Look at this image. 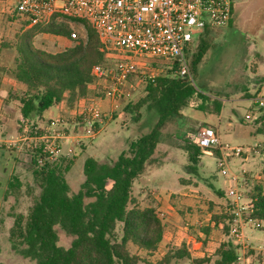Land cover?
I'll return each instance as SVG.
<instances>
[{"label": "rangeland", "instance_id": "rangeland-1", "mask_svg": "<svg viewBox=\"0 0 264 264\" xmlns=\"http://www.w3.org/2000/svg\"><path fill=\"white\" fill-rule=\"evenodd\" d=\"M1 1L0 69L12 67L15 37L30 27L23 25L22 18L13 14L7 0ZM60 22L67 24L70 32L75 33L76 40L85 41L82 22L65 19ZM205 38L209 42L208 50L196 73L192 75L191 84L196 88V95L182 108L178 118L164 126L155 161L147 165L134 181L131 192L137 206L157 208L166 226L167 240H171L169 244L180 243L186 231L185 223L194 225L200 220H207L210 213L228 209L226 191L231 182L228 175H221L217 170L219 156L204 152L193 170L188 167V153L183 148L185 140L193 141L201 126H220V131L216 132L224 145L245 149L255 142L259 143L257 154L246 152L242 156H235L226 152L224 158L229 170L239 178L243 172L256 174L255 178L249 177L243 185L245 199L252 183L264 185V174L261 173L264 165V138L261 139L260 135L255 139L246 136L254 131L246 115L252 110H259L248 100L236 101L243 88L252 89L249 82L255 73L264 77V0H233L231 22L224 28L210 30ZM73 43L43 33H36L32 39L33 48L49 52L61 51ZM197 43L196 37L190 44L192 51ZM190 55L187 57L188 62ZM158 64L169 66L170 63L159 61ZM140 82L139 77H131V82H125L115 97L105 95L103 99H95L96 107L107 114L108 118L102 121L98 133L91 139L82 136L83 127H79L75 119L83 102L73 109L67 108L64 103L54 106L42 119H23L19 113V101L10 94L16 92L19 85L11 76L0 72V264H29L11 251L8 242L11 214H25L36 194L32 185L28 139L48 129L59 132L62 137L58 138V143L63 153L69 151L70 156L76 159L66 178L71 190L77 191L83 181L82 166L85 158L114 161L132 139L149 131V124H153L155 119L146 111L145 105L138 109V121L134 119L137 112L126 109L128 103L135 104L144 96V84ZM221 102L222 118L218 119L216 105ZM50 121L54 122L53 126H50ZM230 122L238 123L230 127ZM66 134L69 136L65 138ZM76 136L80 137L79 141L72 139ZM12 176L18 178V187L8 191ZM217 191H222L224 195L220 196ZM260 227L264 228V224ZM58 236V245L67 248L69 238L59 230ZM241 237L246 245L253 247L244 252L250 264L264 262V230L246 224ZM227 240L238 244L230 233L216 230L203 251H191L195 260L208 258V262L195 263L185 259L177 264H214L215 248ZM128 249L132 253L137 251L132 245H128Z\"/></svg>", "mask_w": 264, "mask_h": 264}, {"label": "trees", "instance_id": "trees-1", "mask_svg": "<svg viewBox=\"0 0 264 264\" xmlns=\"http://www.w3.org/2000/svg\"><path fill=\"white\" fill-rule=\"evenodd\" d=\"M10 7L13 14L18 15ZM81 22L85 27V41L72 40L65 22L36 24L16 35L13 65L1 68L0 72L11 76L20 86L10 94L19 101V113L23 119H42L47 110L62 103L73 109L81 102L84 105L89 100L105 97L100 87H92L94 80L90 72L94 65L113 62V53L100 51L96 32ZM22 24L28 26L23 18ZM209 31L197 38L194 51L191 45L186 49V59L191 54L189 62L187 60L191 75L196 73L208 50L209 42L205 37ZM36 33L74 43L57 52L33 48L32 39ZM144 61L157 75L153 80H142L137 76L144 84V96L135 104L128 103L126 109L135 110L134 119L138 121V109L145 105L146 111L155 119L153 124H149L148 132L132 139L114 161L85 158L83 181L77 191L71 190L66 178L75 157L62 155L49 161L39 149L29 151L36 194L25 214H11L12 224L8 230L10 249L22 260L29 264H177L190 260L185 240L153 259L164 239L166 226L156 207L137 206L131 192L134 181L147 165L155 161L162 129L181 115L182 108L197 91L188 78L176 74L175 63L169 62V66L158 64L164 60L157 58ZM127 82H131V77ZM219 109L220 104H217L216 110ZM75 119L79 127L84 126L83 115H76ZM261 120L260 133L264 134V114ZM185 143L183 148L188 153V167L193 170L204 151L194 141L185 140ZM41 158L42 163L38 164ZM17 187L18 178L12 176L8 191ZM217 193L224 195L222 191ZM246 195L253 202L252 209L246 213L247 218L264 221V185H251ZM227 208L226 211L210 213L203 224L200 223L202 220L194 225L185 223L186 235L199 241L204 249L214 231L229 234L232 215L229 206ZM258 229L264 230L262 227ZM58 230L69 238L67 248L58 245ZM128 245L137 251L132 253ZM239 248V244L229 240L221 242L214 250V264H236ZM192 261L202 263L209 259Z\"/></svg>", "mask_w": 264, "mask_h": 264}, {"label": "built area", "instance_id": "built-area-1", "mask_svg": "<svg viewBox=\"0 0 264 264\" xmlns=\"http://www.w3.org/2000/svg\"><path fill=\"white\" fill-rule=\"evenodd\" d=\"M7 1L16 13L28 22V26L45 25L51 21L59 23L62 19L87 23L97 34L100 51L113 53V62L94 65L90 72L94 80L92 87H100L110 98L119 94V88L130 77L139 76L142 80H153L157 72L143 63L145 59L150 58L175 63L176 74L192 82L186 59L187 47L204 31L226 27L231 18L232 4V0ZM70 37L72 40L77 39L75 33H71ZM89 101L76 115L81 114L84 117L82 136L93 139L99 131L98 126L108 116L96 107L95 100ZM251 102L264 114V89L258 91L251 98ZM50 124L53 126L54 122L50 121ZM59 135L54 129H48L37 137L29 138V148L39 149L49 161H54L62 155L70 156L69 151L68 154L63 153L61 144L58 143V138L62 137ZM72 139L79 141L80 137ZM193 141L204 152L217 154L218 172L229 177L231 185L226 191L232 215L229 232L240 241L242 229L246 224L260 227L264 221L247 218L246 213L252 209L253 202L247 197L244 198L245 172L241 178L232 173L224 154H257L260 144L255 142L245 149L224 145L216 131L207 125L198 128ZM40 163L42 158L38 160V164ZM240 260L238 255L236 262Z\"/></svg>", "mask_w": 264, "mask_h": 264}, {"label": "crops", "instance_id": "crops-1", "mask_svg": "<svg viewBox=\"0 0 264 264\" xmlns=\"http://www.w3.org/2000/svg\"><path fill=\"white\" fill-rule=\"evenodd\" d=\"M2 3L3 2L0 0V7H3ZM249 83H250L249 84V87L251 86L252 89L249 90L248 88H243L242 89V93L238 96V98L236 99V101L248 100L251 103V98L254 96L253 94H256L258 91H261L262 89H264V77H259V75H257L256 73L254 74V78L253 77L250 78V82ZM19 87L20 86H17V88H19ZM222 109H223V102L220 103V109L217 112V118L218 119H221L222 118ZM51 110L52 109L47 110L43 114L42 117L45 118L47 116L46 114L50 113ZM261 116H262V114L260 112H256L255 110H252L251 113H249V114L246 115L247 119L250 120V123H248V124H251V126L254 128V131L253 132H249L248 134H246L247 137L252 138V139H255L256 136L260 135L261 136V139L264 138V134H261L260 133V130H261L260 129L261 128V122H262ZM242 122L245 123V124H247L246 121H243L242 120ZM237 123L235 124V123L230 122L229 123V126L230 127H233V126L237 125ZM209 126L213 127L214 130L217 131V132L220 131L219 130L220 129L219 128L220 126L219 127L218 126L215 127L213 125H209ZM262 172H264V165H262L261 173ZM252 176L255 178L256 174H250V172L249 173H246L245 172V179L246 180L249 179V177H250V179H252ZM251 185H254V183H252ZM250 188H251V186H250ZM204 222H206V220L205 221H203V220L200 221L201 224H203ZM185 232L182 235V240L180 241V243H178V244H175V243L169 244V241H171V240L170 239L167 240V233H166V230H165L164 239L160 243V245L158 247V250H157L156 254L154 255L153 259H157V258L163 256L165 254L166 250L170 246H176L177 247V246H179L181 244V242L183 240H185V243H186L187 248H188V250L190 252V255H191L190 256L191 257L190 260H195V258L193 257V254H192L191 251L192 250H194V251H196V250L197 251H201L202 250L203 251V248L201 247V243L199 241H196L191 236L186 235ZM238 244L240 246L238 255L241 257V260L238 261V262H236V264H250V262H249L250 260H249V258L247 256H245L244 252H245V250L247 248L253 249V247H249L248 244L246 245L245 242L243 241V239H241L240 241H238ZM254 249H256V248H254ZM256 250H259V249H256ZM260 264H264V262H261Z\"/></svg>", "mask_w": 264, "mask_h": 264}]
</instances>
